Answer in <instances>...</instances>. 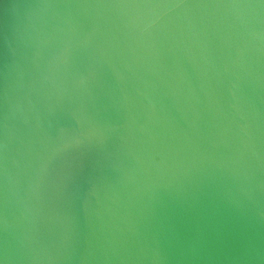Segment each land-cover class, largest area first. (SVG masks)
<instances>
[{
	"label": "water",
	"instance_id": "water-1",
	"mask_svg": "<svg viewBox=\"0 0 264 264\" xmlns=\"http://www.w3.org/2000/svg\"><path fill=\"white\" fill-rule=\"evenodd\" d=\"M0 264H264L261 0H0Z\"/></svg>",
	"mask_w": 264,
	"mask_h": 264
},
{
	"label": "snow or ice",
	"instance_id": "snow-or-ice-1",
	"mask_svg": "<svg viewBox=\"0 0 264 264\" xmlns=\"http://www.w3.org/2000/svg\"><path fill=\"white\" fill-rule=\"evenodd\" d=\"M261 3H264V0H261ZM0 147H2V145H0Z\"/></svg>",
	"mask_w": 264,
	"mask_h": 264
}]
</instances>
